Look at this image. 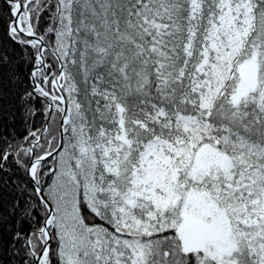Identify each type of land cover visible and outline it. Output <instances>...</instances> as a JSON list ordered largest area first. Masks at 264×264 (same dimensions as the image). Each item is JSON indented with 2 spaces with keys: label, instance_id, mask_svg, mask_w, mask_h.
I'll return each instance as SVG.
<instances>
[{
  "label": "snow or ice",
  "instance_id": "1",
  "mask_svg": "<svg viewBox=\"0 0 264 264\" xmlns=\"http://www.w3.org/2000/svg\"><path fill=\"white\" fill-rule=\"evenodd\" d=\"M0 28V116L43 115L0 134L14 264H264V0H2Z\"/></svg>",
  "mask_w": 264,
  "mask_h": 264
},
{
  "label": "trees",
  "instance_id": "2",
  "mask_svg": "<svg viewBox=\"0 0 264 264\" xmlns=\"http://www.w3.org/2000/svg\"><path fill=\"white\" fill-rule=\"evenodd\" d=\"M0 4H2V0H0ZM0 44H2L0 51L7 50L9 55H15L13 51L15 46L6 38L3 28H0ZM42 122L43 115L37 114L33 120L28 125H26L24 119L22 118L20 109L16 108L14 115H10L5 112L4 115L0 116V134L9 136L15 134L18 137H23L27 134L29 126L39 128L41 127ZM12 168L14 169L15 166L12 165ZM7 175L12 178V181H15L17 177H19L20 180L24 179V177L19 172L13 175L12 171H9ZM14 188L15 183L10 182L8 191L4 193V195L7 196L9 200L11 199V195L13 194L12 190ZM0 264H14L10 248L0 247Z\"/></svg>",
  "mask_w": 264,
  "mask_h": 264
}]
</instances>
